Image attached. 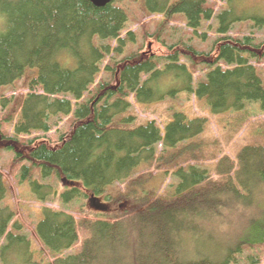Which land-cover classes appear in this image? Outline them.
Wrapping results in <instances>:
<instances>
[{
    "label": "trees",
    "instance_id": "obj_1",
    "mask_svg": "<svg viewBox=\"0 0 264 264\" xmlns=\"http://www.w3.org/2000/svg\"><path fill=\"white\" fill-rule=\"evenodd\" d=\"M225 1L230 0H113L97 6L90 0H0V88L21 79L25 88L17 96H0V149H13L12 160L26 163L22 177L33 191L42 189V201L56 193L50 181H65L59 201L83 198L118 211L111 218H77L43 206L33 233L53 256L43 253L37 260L29 236L13 231L22 230L15 212L1 203L7 188L0 172V238L9 241L0 250L21 242L23 264H264V141L243 146L235 158L223 155L209 168L194 163L202 155L192 140L203 130L204 117L189 119L172 110L160 125L137 121L132 110L133 103L164 100L181 89L204 98L214 112L240 110L246 101L264 107L257 64L264 41L227 34L246 16L230 5L216 11ZM133 2L152 19L153 32L147 22L141 33L127 28ZM215 12L221 34L209 50L197 48L191 34L204 42L201 24ZM175 19L184 28L164 54H147L143 44L134 48L138 35L161 44L164 32L176 30L169 25ZM199 65L203 73L196 77ZM172 72L181 78L179 88L150 81ZM67 93L76 107L58 139L19 138L49 130L52 115L68 114ZM3 121L13 124V135L4 132ZM169 171L172 179L161 186L160 177ZM78 227L87 232L79 251L57 255L76 242ZM190 242L205 246L190 251Z\"/></svg>",
    "mask_w": 264,
    "mask_h": 264
},
{
    "label": "rangeland",
    "instance_id": "obj_2",
    "mask_svg": "<svg viewBox=\"0 0 264 264\" xmlns=\"http://www.w3.org/2000/svg\"><path fill=\"white\" fill-rule=\"evenodd\" d=\"M232 6L234 12L237 14H245L246 18L234 21L231 29L227 32L228 35L232 37H237L239 39H246L244 36H253V38L246 39L247 42H253L259 44L264 41V0H230L225 1V3L216 4L214 7L216 11H220V8L224 6ZM148 16L144 13L138 2L131 3V19L128 21L127 28L133 29L138 33H141V29L145 28L142 23H146L149 27L150 32L154 31V24L152 19L149 21ZM174 23V24H172ZM170 26H175L176 30L166 35L162 34L161 37L163 42L157 43L153 37L147 36L143 39L141 35L137 36L138 43L134 45L136 48L139 45L144 46V51L147 54L157 53L164 54L166 51V46L171 44L180 35L183 30L184 25L178 19H175ZM219 26V19L215 15L211 19L204 20L201 24L199 32H206L205 41L200 35L191 34L192 43L198 48L203 47L204 50H209L212 41L219 36L221 33L217 30ZM171 30H173L171 28ZM188 35V33H186ZM197 37V38H196ZM166 39V40H165ZM204 44V45H203ZM264 49V47H262ZM248 53V52H246ZM260 53V52H259ZM263 60L258 62V69L263 77L264 85V54L261 53ZM190 60H188L189 62ZM253 64L254 59L250 60ZM183 62L188 63L185 59ZM219 64H221L219 62ZM213 64L212 66H215ZM224 65V64H223ZM197 66L196 76L198 77L203 73V70H199ZM231 68L232 65L228 64L223 66V68ZM145 76H142L144 78ZM197 79V78H196ZM153 86L160 88L168 87L169 90L180 87L181 78L176 72L172 73H158L152 75L150 79ZM197 81L193 80V84L196 85ZM92 85L91 87H93ZM24 85L22 79L19 80L15 85L4 86L0 88V96H17L24 90ZM86 91L81 99H85ZM63 94H59L61 96ZM72 101V109L68 114H58L52 115L49 120L50 129L44 130H33L30 133L22 134L19 138L23 140H28L36 136H46L52 139H58L60 133L69 128L70 118L74 116V110L76 107L75 99H73L70 93L65 94ZM134 114L137 116V121L145 119H155L160 125H165L170 119V112L172 110H178L185 113L187 118H192L195 116H201L205 118L203 130L193 138V142H197L201 146V150H198V154L201 151L202 158L199 161L194 162L201 166H207L212 168L214 162L217 158L223 155H228L235 158L237 152L247 144L262 143L264 141V107L261 106L260 101H246L245 105L240 110H229L225 112H214L211 109V105L206 102L204 98H200L187 89H181L176 91L173 95L167 94L164 100H158L149 103H133L132 108ZM2 107L0 108V117L2 115ZM4 132L7 135H13V124H9L3 121L2 126ZM159 150L161 147H158ZM14 151L10 148L0 149V172L3 174L6 188L7 196L1 202L2 205L8 204L11 209L15 212L13 218L18 220L21 224V228L16 229L14 227L13 231L16 230L17 233H25L29 236L31 241V249L33 251V258L40 259L43 253L47 257H52V253L44 252L41 244L36 239L33 233V225L38 222L42 217V207L50 206L55 209H64L72 212L77 218H82L84 216L88 217H103L111 218L114 217L118 211L113 207L112 210H102V207H98L94 203L88 201L87 199L81 198V200H72L71 202H61L59 201V191L65 185V181H50L53 186L52 189H56L54 195H49L45 200H41L39 196L43 191L39 189V192L33 191L31 188L30 181L22 177L23 169L22 166L26 164L25 162H15L13 161ZM181 156H179V159ZM190 157H185L184 159H189ZM164 167V165L162 164ZM150 170L157 174V169L150 168ZM147 171V170H145ZM149 171V170H148ZM140 173V170H139ZM172 173H165L160 177L161 186L169 183ZM34 177H36L34 175ZM122 186V184H121ZM99 201L104 200L103 196H99ZM87 235V232L78 227V238L76 242L70 247L62 252H55L57 255H68L79 251L82 242ZM8 239L5 236L0 238V248L8 243ZM22 245L21 242L10 243L7 248L0 250V264H23L22 260L18 257V248ZM186 246L190 251L195 245L205 246L203 244H194L190 242ZM206 245H210L209 243ZM256 252L255 250H253ZM49 253V254H48Z\"/></svg>",
    "mask_w": 264,
    "mask_h": 264
},
{
    "label": "water",
    "instance_id": "obj_3",
    "mask_svg": "<svg viewBox=\"0 0 264 264\" xmlns=\"http://www.w3.org/2000/svg\"><path fill=\"white\" fill-rule=\"evenodd\" d=\"M90 1L97 6H103L109 2H112L113 0H90Z\"/></svg>",
    "mask_w": 264,
    "mask_h": 264
}]
</instances>
